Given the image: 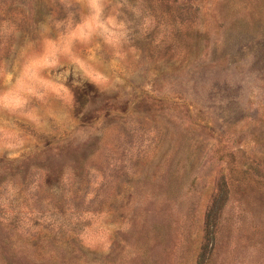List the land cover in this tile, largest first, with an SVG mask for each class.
I'll list each match as a JSON object with an SVG mask.
<instances>
[{
    "label": "rangeland",
    "instance_id": "1",
    "mask_svg": "<svg viewBox=\"0 0 264 264\" xmlns=\"http://www.w3.org/2000/svg\"><path fill=\"white\" fill-rule=\"evenodd\" d=\"M0 264H264V0H0Z\"/></svg>",
    "mask_w": 264,
    "mask_h": 264
},
{
    "label": "trees",
    "instance_id": "2",
    "mask_svg": "<svg viewBox=\"0 0 264 264\" xmlns=\"http://www.w3.org/2000/svg\"><path fill=\"white\" fill-rule=\"evenodd\" d=\"M214 213V209L213 208H211L210 209V212H208V217H207V221H206V223H207V225H206V228H208L210 225H209V222H210V217H211V215ZM206 233H208L209 235H210V233L211 232H207V229H206Z\"/></svg>",
    "mask_w": 264,
    "mask_h": 264
}]
</instances>
